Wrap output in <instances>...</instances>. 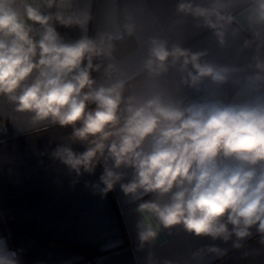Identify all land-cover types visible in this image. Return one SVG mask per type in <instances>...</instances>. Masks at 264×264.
Returning a JSON list of instances; mask_svg holds the SVG:
<instances>
[{"label": "clouds", "instance_id": "1", "mask_svg": "<svg viewBox=\"0 0 264 264\" xmlns=\"http://www.w3.org/2000/svg\"><path fill=\"white\" fill-rule=\"evenodd\" d=\"M237 3L177 0L175 12L195 19L224 47L229 30L236 33ZM245 11L243 48L252 55L242 69L158 34L146 35L135 58L119 55L118 42L141 25L137 11L118 0H110L91 36L93 0H0V99L34 127L72 129L51 159L77 177L99 167L94 190L106 195L119 185L138 201L139 249L176 227L198 238L235 237L236 248L255 228L264 243V0H247ZM58 28L81 35L65 40ZM241 72L230 100L181 95ZM0 264H19L4 238Z\"/></svg>", "mask_w": 264, "mask_h": 264}, {"label": "crops", "instance_id": "2", "mask_svg": "<svg viewBox=\"0 0 264 264\" xmlns=\"http://www.w3.org/2000/svg\"><path fill=\"white\" fill-rule=\"evenodd\" d=\"M138 13L140 30L120 41L128 51L121 55L135 58L142 52L146 35L158 34L172 42H181L193 50L206 49L208 59L246 69L251 49L243 48L249 38L245 20L247 0H238L235 35L229 30L224 47L208 30L197 28V21L175 12L177 0H118ZM206 3V0H196ZM110 0H93L96 19L88 35L101 27V17ZM65 40L80 37L79 29L58 28ZM245 73L234 74L224 84L205 80L199 90L183 88L187 100L232 99L239 88L233 81H243ZM170 79H176L173 74ZM15 115V124L10 122ZM70 127L29 124L26 116L13 114L6 100L0 99V238L16 254L19 264H264V243L255 228L252 235L234 247L235 237L228 242L209 237H195L176 227L160 230L156 240L138 248L136 212L138 201L126 197L119 185L106 195L94 190L102 169L94 175L77 177L51 152L67 143ZM83 151L80 144H73ZM131 178L127 171L126 180ZM151 197H145L150 199ZM215 247L220 251L209 253ZM203 250L199 255H194Z\"/></svg>", "mask_w": 264, "mask_h": 264}, {"label": "trees", "instance_id": "3", "mask_svg": "<svg viewBox=\"0 0 264 264\" xmlns=\"http://www.w3.org/2000/svg\"><path fill=\"white\" fill-rule=\"evenodd\" d=\"M117 46H118V50H119L118 51L119 55H123L128 51V49L125 48L120 41L118 42Z\"/></svg>", "mask_w": 264, "mask_h": 264}]
</instances>
